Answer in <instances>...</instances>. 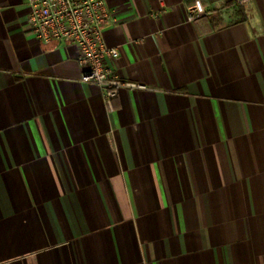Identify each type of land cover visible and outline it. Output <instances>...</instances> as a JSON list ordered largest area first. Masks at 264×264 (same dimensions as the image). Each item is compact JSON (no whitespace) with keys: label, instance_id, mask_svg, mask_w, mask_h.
<instances>
[{"label":"crops","instance_id":"1","mask_svg":"<svg viewBox=\"0 0 264 264\" xmlns=\"http://www.w3.org/2000/svg\"><path fill=\"white\" fill-rule=\"evenodd\" d=\"M195 1L108 0L110 112L0 0V264H264V0Z\"/></svg>","mask_w":264,"mask_h":264},{"label":"built area","instance_id":"2","mask_svg":"<svg viewBox=\"0 0 264 264\" xmlns=\"http://www.w3.org/2000/svg\"><path fill=\"white\" fill-rule=\"evenodd\" d=\"M29 10L31 33L41 41L53 40L72 43L79 49L78 61L84 72L80 81L101 88L110 112L112 101L124 87L147 89L142 83L122 80L108 65V59H117L120 51L108 46L105 27L112 20L108 0H25ZM211 14L201 0L190 8L189 21Z\"/></svg>","mask_w":264,"mask_h":264}]
</instances>
